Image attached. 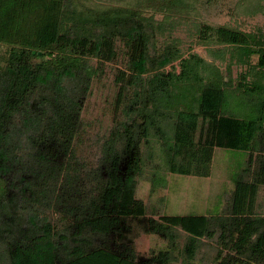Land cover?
<instances>
[{"label":"trees","instance_id":"obj_1","mask_svg":"<svg viewBox=\"0 0 264 264\" xmlns=\"http://www.w3.org/2000/svg\"><path fill=\"white\" fill-rule=\"evenodd\" d=\"M221 2L0 0V264H196L206 241L210 264H264V22L204 20ZM230 16L264 17V0H237ZM109 66L112 125L90 164L82 113ZM229 83L255 118L223 112ZM152 138L182 176L209 177L216 148L244 153L218 214L148 216L136 190ZM132 223L165 248L139 255Z\"/></svg>","mask_w":264,"mask_h":264},{"label":"rangeland","instance_id":"obj_2","mask_svg":"<svg viewBox=\"0 0 264 264\" xmlns=\"http://www.w3.org/2000/svg\"><path fill=\"white\" fill-rule=\"evenodd\" d=\"M237 0H222L216 7L210 8L205 15L208 23L214 25H238L241 29L249 31L261 26L264 22L263 16L239 19L234 21L230 12ZM181 41V47L189 45V37L185 28H180L174 34ZM205 56V49L194 50ZM5 48L0 46V59L4 55ZM114 66L106 69V75L95 80L92 85L91 94L85 104L82 116L87 123L84 136L82 156L92 164L100 152V145L107 136L112 125L113 99L115 87L112 83V71ZM225 67H222V69ZM236 69L233 71L235 72ZM223 73V70H221ZM235 75V73L233 74ZM222 78L216 79L220 83ZM243 100L231 87V83L225 91V102L223 112L232 116H239L246 109L252 118L256 117L257 105L250 102L248 94ZM163 140L166 144L170 142L171 133L161 130ZM151 140V139H150ZM153 149L141 146V158L143 161L141 175L137 177L136 198L142 200L148 210V216L156 219L157 216H193L218 214L226 199L233 189L232 177L244 166L245 155L240 151L218 149L214 150L210 166V176L200 178L195 176H182L165 171L164 156L159 145L152 138ZM149 152V153H148ZM258 212L264 214V186L259 190L257 196ZM151 213H155L151 215ZM132 238L134 246L139 255L148 256L152 251L163 249L166 241L157 235L146 233L139 225L132 223ZM178 247L182 249L187 241L184 232L178 230ZM215 245L206 241L196 256V264H210L215 254ZM180 257L173 264H180Z\"/></svg>","mask_w":264,"mask_h":264}]
</instances>
